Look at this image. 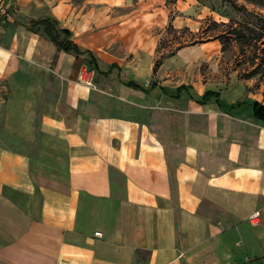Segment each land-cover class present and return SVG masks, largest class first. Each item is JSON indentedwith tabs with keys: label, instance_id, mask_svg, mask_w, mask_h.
Listing matches in <instances>:
<instances>
[{
	"label": "crops",
	"instance_id": "crops-1",
	"mask_svg": "<svg viewBox=\"0 0 264 264\" xmlns=\"http://www.w3.org/2000/svg\"><path fill=\"white\" fill-rule=\"evenodd\" d=\"M97 10L0 0V264H264V101L194 97L154 74L153 14Z\"/></svg>",
	"mask_w": 264,
	"mask_h": 264
},
{
	"label": "rangeland",
	"instance_id": "rangeland-1",
	"mask_svg": "<svg viewBox=\"0 0 264 264\" xmlns=\"http://www.w3.org/2000/svg\"><path fill=\"white\" fill-rule=\"evenodd\" d=\"M107 1H111V4H107ZM72 2L84 12L97 8L98 15L103 19L107 13L114 17L134 15V24L144 21L141 14H153L152 33L149 28L138 30L142 31L141 35L146 40L151 37L154 39L157 52L155 62L164 58L163 63H166L169 69L172 84H189L194 87L193 91H189L194 97L198 95L197 90L212 89L225 95L236 93L249 101L256 98L264 101V76L259 74L251 79L246 78L260 62L255 59L254 53H264V0ZM108 5L110 10L106 9ZM235 30L246 35L242 44L234 40ZM222 34L228 37L225 51L218 40ZM253 36L259 37L260 40L255 41ZM132 38H129L130 44L135 43ZM1 117L0 114V125Z\"/></svg>",
	"mask_w": 264,
	"mask_h": 264
},
{
	"label": "trees",
	"instance_id": "trees-1",
	"mask_svg": "<svg viewBox=\"0 0 264 264\" xmlns=\"http://www.w3.org/2000/svg\"><path fill=\"white\" fill-rule=\"evenodd\" d=\"M29 28L35 34L46 35L53 43L56 44L59 51L72 53L76 55L77 57L87 55V57L89 58V64L93 65L95 70L97 71L99 70V60L96 57V55L92 53L91 51L82 49L78 44H76L72 40V33L67 29L61 28L56 21L50 18H44L40 20H31L29 24ZM234 32H235L233 35L234 40L242 44L243 40L246 39V35H244V33L241 31L235 30ZM226 38L228 37L223 34L218 37V40L222 44L223 51H225L226 49V41H227ZM253 39H255V41L257 42L260 40L259 37L254 38V36H253ZM249 45L251 46V43H249ZM254 55H255V59L260 60V62L257 65L256 69H254L253 71L249 73V75L246 77L247 79H251L259 74H261V76H264V53H261L259 55L254 53ZM163 61H164V58H160L159 60L155 62L154 70H153L154 74L157 73L158 69L163 64ZM128 85L136 87V88H142V86L134 82H131V81L128 82ZM186 89H187L186 86H181L178 88L177 92L178 94H181ZM219 95L220 94L218 92L207 91L202 96L199 103H206L210 98H213V97H216L218 99ZM252 108H253V114L255 115V117L264 119V106L263 105H261L258 102H254L252 104Z\"/></svg>",
	"mask_w": 264,
	"mask_h": 264
},
{
	"label": "built area",
	"instance_id": "built-area-1",
	"mask_svg": "<svg viewBox=\"0 0 264 264\" xmlns=\"http://www.w3.org/2000/svg\"><path fill=\"white\" fill-rule=\"evenodd\" d=\"M0 87H1V82H0ZM259 216V213H254L252 216H251V221H253L254 219H256L257 217ZM96 236L101 238L103 235L102 233H96Z\"/></svg>",
	"mask_w": 264,
	"mask_h": 264
}]
</instances>
